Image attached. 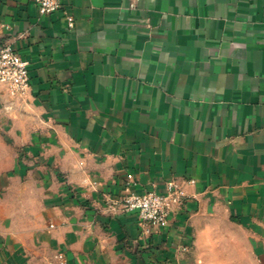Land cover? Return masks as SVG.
I'll use <instances>...</instances> for the list:
<instances>
[{"label": "crops", "instance_id": "1", "mask_svg": "<svg viewBox=\"0 0 264 264\" xmlns=\"http://www.w3.org/2000/svg\"><path fill=\"white\" fill-rule=\"evenodd\" d=\"M4 45L0 264H264V0H0ZM169 181L165 229L114 205Z\"/></svg>", "mask_w": 264, "mask_h": 264}, {"label": "built area", "instance_id": "2", "mask_svg": "<svg viewBox=\"0 0 264 264\" xmlns=\"http://www.w3.org/2000/svg\"><path fill=\"white\" fill-rule=\"evenodd\" d=\"M39 16H50L60 9V0H33ZM67 28H71L73 18L64 14ZM0 85L7 88L11 96H20L29 87L28 62L23 60L10 45L0 48ZM186 195L176 185L169 181L165 185L164 194L146 192L135 194L129 189L114 202L120 210L134 211L138 217V225L142 232L165 229L169 225L170 216L183 207ZM59 264H63L61 257Z\"/></svg>", "mask_w": 264, "mask_h": 264}, {"label": "rangeland", "instance_id": "3", "mask_svg": "<svg viewBox=\"0 0 264 264\" xmlns=\"http://www.w3.org/2000/svg\"><path fill=\"white\" fill-rule=\"evenodd\" d=\"M239 238L242 239L240 235H239Z\"/></svg>", "mask_w": 264, "mask_h": 264}]
</instances>
